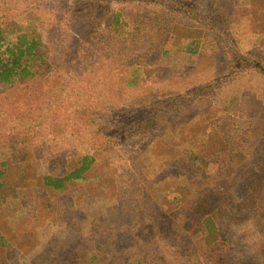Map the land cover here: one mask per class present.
Segmentation results:
<instances>
[{
    "label": "rangeland",
    "instance_id": "rangeland-1",
    "mask_svg": "<svg viewBox=\"0 0 264 264\" xmlns=\"http://www.w3.org/2000/svg\"><path fill=\"white\" fill-rule=\"evenodd\" d=\"M175 1L189 0H101L125 7L116 30L103 5L97 39L64 47L71 0H0V24L49 36L55 60V72L0 87V264H260L264 203L244 205L252 182L264 199V77L237 70L229 47L264 64V0H220L230 42L171 12ZM155 101L170 107L148 113ZM92 151L84 179L43 186ZM212 214L217 237L203 240L195 227Z\"/></svg>",
    "mask_w": 264,
    "mask_h": 264
},
{
    "label": "trees",
    "instance_id": "trees-1",
    "mask_svg": "<svg viewBox=\"0 0 264 264\" xmlns=\"http://www.w3.org/2000/svg\"><path fill=\"white\" fill-rule=\"evenodd\" d=\"M70 1V0H68ZM75 4V8L71 7V10H76L75 13L71 12L70 14V22H66L65 29L66 35L59 39V43L62 46L68 45V40L72 42L77 41L79 43H90L94 42L97 37H94L95 30L94 29V19L97 14L96 8L102 7L105 5L106 11L105 15L109 14V18L102 23V25L107 26L110 31L116 30L119 25L120 17L123 16V10L125 7H121L120 9L110 10L111 3H104L98 0H71ZM130 5L143 3L148 4L153 7L162 6L165 0H128ZM221 1L220 0H189L186 2L175 1L173 2V6L169 7V10L173 13H179L183 18L190 17L191 19L198 20L203 23L210 30H216L220 33L223 42H230L231 39H227L223 33L229 32L227 29V23L224 22L226 18L222 17L221 10ZM77 12V13H76ZM219 14L220 19L217 17ZM187 16V17H186ZM78 24L80 27L87 28L84 30L83 28H76L75 25ZM230 24V23H229ZM64 24L61 25L63 27ZM19 27L13 24H0V87L5 89H12L18 85H22L24 83H29L33 81L39 70L43 68L41 71H54V64L52 61V53L49 55L46 52L47 47V38L49 36H43L41 33H38L37 30L34 29H25L22 31H18ZM185 28H188L186 25ZM159 30L156 29V35L154 36L156 39L159 37ZM223 32V33H221ZM228 37V35H226ZM51 43V41H48ZM230 55L234 60V64H237V70H254L259 73L262 77H264V64L258 61H250V65L248 66L244 59L241 58V55H238V50L234 47L233 42H230ZM153 46V43H152ZM77 56V53L75 54ZM136 56L141 57L139 53ZM78 57V56H77ZM52 58V59H51ZM54 60V59H53ZM74 60V59H71ZM55 61V60H54ZM77 61V58H76ZM143 62L141 60L132 61L128 67H133L134 65H141ZM134 64V65H133ZM55 72V71H54ZM240 74V73H239ZM131 84V83H130ZM174 99H178L174 97ZM159 105L161 107H159ZM170 107V102L166 101H155L150 104H147L146 110L148 113H160L164 109H168ZM144 108L141 105H138L137 108H131L134 111L135 115L133 118H138L143 116L146 112L143 110ZM151 112H150V111ZM164 113V111H163ZM149 120L144 119L141 120H133L126 124L124 129V134L126 138L132 137L134 134L139 132H145L149 127ZM122 129V128H121ZM101 140L102 138L97 135ZM103 143V140H102ZM93 150L95 148H92ZM97 153L102 152L95 150ZM95 151L88 153V155H83L79 162H77L76 167H73L69 171H65V173L59 177H51L45 176L42 178V183L44 187L50 188L55 191H59L64 189L65 186L72 181L82 180L84 179L85 174L90 169V165L94 162L95 158L93 154H97ZM194 168L195 166L192 165ZM184 170L187 171V175H189V170L191 172V167L189 169L188 165L183 167ZM198 168H195V170ZM263 185V182L250 183L249 189L254 191L250 194L249 198L252 199V202L244 205V208L249 210H254V207H257L256 202H260V207L264 203V199L262 195L255 194V188H259ZM2 189V183H0V190ZM264 190V187L262 188ZM246 202H248L246 200ZM245 202V203H246ZM216 217L212 215H208V217L204 218L200 225H196L195 229L197 230L200 237L203 240L208 239L210 236V240H215L217 237L216 234ZM3 243L0 239V246ZM259 250L257 252L261 253L263 257L260 261V264H264V242L259 245ZM212 256H214L212 254ZM216 258V257H215Z\"/></svg>",
    "mask_w": 264,
    "mask_h": 264
},
{
    "label": "bare ground",
    "instance_id": "bare-ground-1",
    "mask_svg": "<svg viewBox=\"0 0 264 264\" xmlns=\"http://www.w3.org/2000/svg\"><path fill=\"white\" fill-rule=\"evenodd\" d=\"M30 218L32 219V218H33V216H30V217H29V219H30Z\"/></svg>",
    "mask_w": 264,
    "mask_h": 264
}]
</instances>
